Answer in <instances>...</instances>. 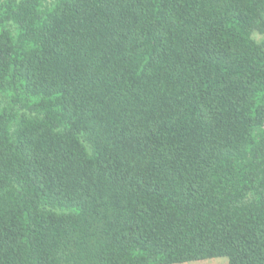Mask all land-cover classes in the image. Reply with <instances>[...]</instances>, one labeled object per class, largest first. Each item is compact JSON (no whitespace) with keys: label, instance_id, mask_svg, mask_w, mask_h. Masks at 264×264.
<instances>
[{"label":"trees","instance_id":"1","mask_svg":"<svg viewBox=\"0 0 264 264\" xmlns=\"http://www.w3.org/2000/svg\"><path fill=\"white\" fill-rule=\"evenodd\" d=\"M264 264V0H0V264Z\"/></svg>","mask_w":264,"mask_h":264},{"label":"rangeland","instance_id":"2","mask_svg":"<svg viewBox=\"0 0 264 264\" xmlns=\"http://www.w3.org/2000/svg\"><path fill=\"white\" fill-rule=\"evenodd\" d=\"M183 264H227V259L224 257H221V258H216V259L189 262V263H183Z\"/></svg>","mask_w":264,"mask_h":264}]
</instances>
